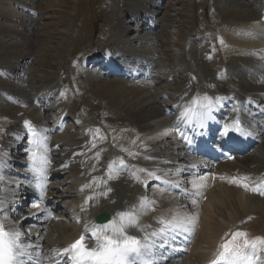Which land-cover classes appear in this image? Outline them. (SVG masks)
<instances>
[{"label": "bare ground", "instance_id": "bare-ground-1", "mask_svg": "<svg viewBox=\"0 0 264 264\" xmlns=\"http://www.w3.org/2000/svg\"><path fill=\"white\" fill-rule=\"evenodd\" d=\"M28 1L0 0V53L7 52L11 47L18 46V43L23 41L22 31L29 29L31 21L29 17L31 9L26 7ZM217 1L223 9L225 23L228 24L226 38L231 39V41L229 40L232 42L231 53L241 52L242 46L254 44V40L257 42L255 46L262 45L261 48H264V37L258 41L255 36L259 31H262L261 27H264V12L260 13L256 9H249L248 5L243 2L241 4L236 0H234V4H228V0ZM246 1H251V4H254L259 0ZM158 7L155 3L146 0H124L122 13L126 15L127 12H130L134 17L132 20H128V18L127 20L119 19L117 22L121 34H119L120 38L118 37L113 42V47L123 50V53H119L120 56H127L130 53L138 62L147 61L144 55L134 53L130 47L131 44L127 42L128 40L126 41L121 36L128 32L130 25H135L137 27L135 29L139 28L141 32L147 24L152 25L151 28L155 29L154 26L158 22L153 17L157 13ZM33 21H36L35 18ZM260 21L261 27L259 26ZM246 25L252 26L253 31L256 32H247L244 29ZM33 32L30 33L31 37L34 35ZM252 34L255 38L252 37ZM15 37H21V39L17 41ZM4 53L1 55L3 60ZM261 53L259 52V55L262 58L264 55ZM10 54L6 57L8 58ZM102 54L100 52L89 62H96L95 59L100 58ZM10 56L12 59L14 57V60L10 61L7 58L5 61L2 60L7 70L10 69L8 66L11 68L12 65L16 66V59L21 57V55L14 56L13 54ZM109 57L105 56L103 59L107 64L115 59ZM249 60L251 59H248L247 56H239L235 61L236 63L234 62L235 65L232 64L234 67L229 68L230 72L226 74V81L224 82L220 78L217 80L210 79L211 81L208 79L211 84L214 83L217 93L214 92V88L212 91L211 86L205 83L206 75L205 81H202L204 78L202 74V78H197L196 82L191 84L186 82L181 92L174 98L166 95L171 101L176 98L178 101L179 98L182 99V105L180 108L178 107L181 114L180 118L170 114L173 108L177 110L176 107L179 102L176 100L174 105L162 104L163 94L161 91H153L152 84L148 82L121 84L105 77H90V83H94L93 86L97 87L99 95H112L116 99L118 109L124 111L131 123L137 128L134 130L132 126H129L127 129L145 135L146 138L143 136L140 140L134 137V139L125 138L128 144L139 146L140 150L138 149L137 152L139 156L133 158L134 161L127 156L125 159L121 158L117 145L111 140L106 142L104 146L96 145L97 143L93 144L90 138L92 132L90 120L83 114L80 107L74 105L71 109L61 103L57 107L54 106L55 108L47 107L49 97L55 98L58 89V86L52 85L51 76L55 73L52 69L37 79L35 87L39 93L36 97H42L43 100L47 98L46 101L44 100L46 108L40 102L38 103L34 97H19L17 100L20 102L16 103L14 94L10 91L3 92L6 95L8 109L15 113H20V110H23L28 116L31 128L39 136L46 137L44 141L45 154L50 165L42 176L36 175L29 169L31 162L28 161L29 163H27L28 151L23 152V147H27L26 139L30 140L32 137L28 127H24V122L21 128L17 122L14 123L8 131L5 147L0 153V223H3L4 227L9 230L20 231L25 243L31 241L32 244L39 245L40 247L35 250L33 255L41 253L43 260L47 258L48 261L54 259L60 249L66 248L69 241L85 230L86 225L91 229L94 225V216L102 212L110 215V221L117 212L134 211L138 214L139 225L143 231L129 229V233L141 238L145 233H151L160 227L157 221L162 216L165 219H170L173 215H196L198 219L194 227L190 232L185 233L191 238L187 255L183 259H177L166 264H209V261L214 258L217 246L221 243V238L225 236V233L232 231H244L248 234L249 239L264 238V196L231 183L232 176L236 175L238 180L246 178L245 182L250 187L264 185V117L255 118L246 110L248 103L246 94H250L251 90L254 91L251 96L253 100L258 97L264 98V84L261 89H254L255 83L253 85L249 82L251 76L254 79L262 76L261 74L264 76V65L258 67V61L254 59L251 61L255 65L250 67L248 66ZM150 64V67H153V61ZM125 66H127V62H125ZM133 69L129 66L128 72L136 71L138 78L142 71L138 68ZM104 70V74L107 72L108 76L116 70V66ZM248 74L250 77H247ZM229 84L244 86L243 88L246 90L244 93L236 92L230 88ZM258 94H263V96ZM225 95H227V99L223 100L222 96ZM205 96L212 101L213 108L217 106L215 103L216 96L221 98V102L227 103L226 112L220 113L222 118H232L234 108L237 107L234 115L242 120V127L254 135L255 142L256 139L257 142H260V154L248 153L241 157H235L230 162L220 164L217 167V178H214L210 172L197 179H189L186 175L193 172L191 168L194 164L190 163L186 167H183L182 164L189 161L195 162V160L188 158V153L180 143V139L176 137V132L177 128L187 120V117L182 114L186 110L194 109L197 104L204 101L201 99ZM193 101L198 103L194 105ZM165 122V128L159 132L153 131L155 127ZM168 124H172V128ZM10 138L16 143L11 142ZM18 146H23L20 151L23 152L22 154L26 159L22 155H18L17 150L11 155L10 151L18 148ZM121 160L123 165L120 163ZM27 164L28 166H26ZM196 165L199 166L198 163ZM140 169L153 171L159 179L149 177L147 171H140ZM210 171L213 170L210 169ZM65 174H70L71 177L63 179L61 183L58 182V178ZM29 175L42 178V181L38 179L36 181V185L39 187H34L27 182L25 178H29ZM44 175H52L55 182L46 187L45 184L48 181L45 180ZM110 175L111 179H109ZM160 177L170 181L171 184L179 183V188L185 186L191 194L196 191L192 188L193 183L202 184L203 187L199 189L200 195L195 197L197 203L193 205L190 197L181 198L166 185L167 183L161 181ZM46 188H50L48 194L44 192ZM81 188L89 195L86 198V204L90 206L88 209L84 207V202L79 194ZM108 188H111L112 191L107 192L106 196L102 195ZM28 190L44 194L46 197L52 196L55 201L61 199L65 200L66 203L69 202V211L66 210V213L76 218V223L70 219L69 224L63 223L61 227L55 224L57 220L48 222L54 231L53 236H51V244H46L47 242H44V239L40 238L35 230L31 231L29 235V232L24 229L28 226V216L37 211L36 208H33L35 209L33 211L27 209L23 213L16 210L18 204H21L23 198L29 194ZM89 197L92 199H88ZM44 229L45 226L42 230ZM258 255L260 256L258 264H264V247L261 248Z\"/></svg>", "mask_w": 264, "mask_h": 264}, {"label": "rangeland", "instance_id": "rangeland-1", "mask_svg": "<svg viewBox=\"0 0 264 264\" xmlns=\"http://www.w3.org/2000/svg\"><path fill=\"white\" fill-rule=\"evenodd\" d=\"M146 1L159 6L153 17L158 22L154 26L155 29L151 28L152 25L147 24L141 32L139 28L135 29L137 28L135 25H130L128 32L121 36L126 41L128 40L127 42L131 44L130 47L134 53L145 56L147 61L144 63L138 62L130 53L127 56H120L119 53H123V50L113 47V42L121 34L117 25L118 20H127V18L132 20L134 17L130 12H127L126 15L122 13L124 0H29L26 3V7L31 9L29 13L31 21L29 29L22 31L23 41H20L18 46L11 47L7 52L0 53V153L5 147V139L8 137L11 126L17 122L21 128L23 122L28 121V116L23 110H20V113H15L8 109L6 95L3 92L10 91L14 94L16 103L20 102L17 100L19 97H34L38 103L44 105L47 98L44 101L42 97H36L39 93L35 87L37 79L48 73V70L55 71L51 76L52 85L58 86V89L55 98L49 97L47 107H57L60 103L71 109L74 105L80 107L83 114L90 120L92 127L90 138L93 144L97 143L96 145L104 146L106 142L111 140L122 152L121 157L137 158L139 146L128 144L125 138L140 140L145 135L127 129L129 126H132L134 130L137 128L128 119L127 114L118 109L116 99L112 95H99L97 87L93 86L94 83H90V77H105L121 84L148 82L152 84L153 91H161L163 94L164 98L162 97V102L160 101L162 104L174 105L178 99L171 101L166 95L174 98L181 92L186 82L190 84L196 82L197 78H202V74L204 75L202 81H205L206 75L205 83L217 93V89L214 88V83H210V79L217 80L220 78L221 81H226V74L230 72L229 68L235 65L239 56H247L252 61L257 60L258 67L264 65V60L261 61L264 56L261 58L259 55V52L264 55V50H262L264 48H261L262 45L255 46L257 44L255 40L253 41L254 44L242 46L241 52L231 53L232 42H230L229 37V39L226 38L228 24L225 23L223 9L217 0ZM236 1L241 4L242 2L245 3L249 9H256L260 13L264 12V0H259L254 4L246 0ZM234 3V0H228V4ZM33 18L36 21H33ZM259 26L261 27V21ZM245 27L247 32L253 31L252 26L246 25ZM262 27V31L255 34L258 41L264 37V27L263 29ZM32 31H34V35L31 37ZM255 36L252 34V37L255 38ZM21 37L15 38L18 41ZM100 52L105 56L115 58L116 62L120 64L127 62L128 66L140 69L145 76L134 77L137 74L136 71L130 73L132 77L115 76L114 72L107 76V72L104 74L98 64L93 65L89 62ZM2 53L5 54L3 55L4 60L1 58ZM10 53L14 56L21 55V57L16 59V66L12 65L13 69L8 66L10 69L7 70L3 61ZM10 55L7 60H14V57L12 59ZM251 60L248 61L250 67L255 65ZM152 61L153 67H150ZM211 71L214 74H211ZM261 75L256 79L250 77V74L247 75L250 77L249 82L253 85L255 83L254 89L262 88L264 76ZM146 77L150 79L147 80ZM229 86L240 93H244L246 90L243 88L244 86L231 84ZM253 92L251 90L249 93L252 94ZM258 95L263 96V94ZM178 102L177 106L180 108L182 99L179 98ZM44 107L46 108L45 105ZM165 124L166 122L158 125L153 131L159 132L165 128ZM96 129L98 130L96 131ZM10 141L16 143L11 138ZM151 141L154 142V140ZM21 147L23 146L11 150V155L17 150L18 155L24 157L22 153L25 150L20 151ZM260 147V142H258L250 149L249 153L260 154ZM44 177L46 176L44 175ZM70 177V174H65L60 176L57 181L61 183L63 179ZM58 205L61 206V202ZM65 207L64 205L62 209L61 206L62 212L67 208ZM55 224L59 227L63 226V223L58 221ZM26 228H24L25 231H27ZM31 231L33 230L28 231L29 235ZM35 232L39 233L36 234L40 238L46 239V244L52 243L51 236H53L54 231L51 226L48 231L38 228Z\"/></svg>", "mask_w": 264, "mask_h": 264}, {"label": "snow or ice", "instance_id": "snow-or-ice-1", "mask_svg": "<svg viewBox=\"0 0 264 264\" xmlns=\"http://www.w3.org/2000/svg\"><path fill=\"white\" fill-rule=\"evenodd\" d=\"M220 99V97H217L215 102L218 104ZM203 100L208 101V103L201 102L197 108L186 110L182 114L187 117L186 122H190L195 117L202 126L204 120L211 118L210 113L213 103L207 96ZM197 103V101H193L194 105ZM24 123L32 137L29 140L31 147L27 150V159L31 162L29 169L36 175H43L50 165V161L45 154L44 141L46 137L39 136L31 128L28 121ZM231 127H234L237 133L245 137L251 135L242 127L239 119L235 120ZM229 132L230 126L225 125L221 135L228 137ZM184 139L188 140L189 138L184 136ZM37 148L44 149L45 152L37 155ZM120 163L123 165L122 160ZM140 171H147L149 177L159 179L153 171L146 169H140ZM111 178L110 175L109 179ZM245 180L246 178L239 180L233 178L231 183L264 196V185L250 187ZM164 183L171 182L164 181ZM173 186L180 187L179 183H174ZM202 187V184H192V188L196 190L192 194L191 202L193 205L197 203L195 197L200 195L199 189ZM111 191L112 189L108 188L102 195L106 196L107 192ZM88 199H92V197ZM85 203H87V199ZM33 206L39 208V204ZM197 219L196 215H173L170 219H165L162 216L157 221L160 227L154 229L151 233H145L141 238L129 233V229L143 231V228L139 225L138 214L134 211H120L109 222L92 226L91 238L95 240L94 246L89 247L85 243L86 236L82 234L79 239L68 247L60 249L57 256L67 257L71 264H158L160 258L167 259L163 250H180L177 237L181 232H190ZM88 231L89 227L86 225L85 233ZM39 247V245L32 244L31 241L25 243L20 231L15 229L5 230L4 224L0 223V264H43L41 253L33 255ZM262 247H264V238L249 239L248 234L240 230L225 233V236L221 238V243L217 246L214 258L209 261V264H258L260 261L258 252ZM158 249L161 250L160 256L156 257V250Z\"/></svg>", "mask_w": 264, "mask_h": 264}, {"label": "water", "instance_id": "water-1", "mask_svg": "<svg viewBox=\"0 0 264 264\" xmlns=\"http://www.w3.org/2000/svg\"><path fill=\"white\" fill-rule=\"evenodd\" d=\"M106 219H107V217H105V216H98L97 217V221H100V222L105 221Z\"/></svg>", "mask_w": 264, "mask_h": 264}]
</instances>
